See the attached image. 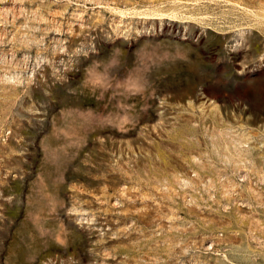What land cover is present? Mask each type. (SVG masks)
<instances>
[{"label": "rangeland", "instance_id": "rangeland-1", "mask_svg": "<svg viewBox=\"0 0 264 264\" xmlns=\"http://www.w3.org/2000/svg\"><path fill=\"white\" fill-rule=\"evenodd\" d=\"M0 264H264V0H0Z\"/></svg>", "mask_w": 264, "mask_h": 264}]
</instances>
